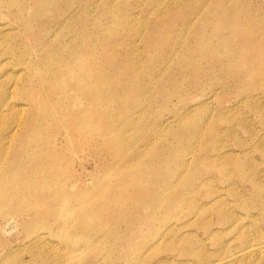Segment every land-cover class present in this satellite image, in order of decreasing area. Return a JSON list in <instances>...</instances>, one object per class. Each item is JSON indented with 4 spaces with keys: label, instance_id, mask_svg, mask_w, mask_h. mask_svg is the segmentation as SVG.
Wrapping results in <instances>:
<instances>
[{
    "label": "rangeland",
    "instance_id": "374dc122",
    "mask_svg": "<svg viewBox=\"0 0 264 264\" xmlns=\"http://www.w3.org/2000/svg\"><path fill=\"white\" fill-rule=\"evenodd\" d=\"M234 1L74 0L41 13L38 0H0L1 32L13 33L0 43V133H14L10 147L23 145V161L40 163L46 182L0 206V264H264V0ZM77 39L86 50L60 63L74 77L89 73L81 87L58 103L28 92V70L10 56L30 47L43 56L50 41L66 57ZM98 60L99 138L91 123L79 134L50 123L79 103L73 95L92 91ZM18 71L8 109L7 78ZM37 138L47 145L34 146ZM59 179L76 183L71 204L87 190L86 221L71 234L48 203L62 200Z\"/></svg>",
    "mask_w": 264,
    "mask_h": 264
},
{
    "label": "bare ground",
    "instance_id": "6f19581e",
    "mask_svg": "<svg viewBox=\"0 0 264 264\" xmlns=\"http://www.w3.org/2000/svg\"><path fill=\"white\" fill-rule=\"evenodd\" d=\"M73 1L74 0H48L47 3L42 4L43 0H38L37 8L40 10L41 13H42V6L43 5H45L47 9H55V10H58L60 7L63 8L62 7L63 4H66L67 6L70 5V7H71V5L73 4ZM239 1L240 0H238V2ZM233 2H235V1L233 0ZM227 3H225V5ZM219 4H218V9H219ZM240 4L242 5V2H240ZM211 7H213V6H211ZM238 7H239V5H238ZM208 10H210V9H208ZM208 10H206V12ZM226 10L228 11V9H226ZM232 11H233V9H232ZM216 12H218L217 11V8H216ZM229 12H230V10H229ZM227 14H228V12H227ZM205 15H206V13H205ZM205 15H203V16L205 17ZM238 17H239V14H238ZM201 18H200V20H201ZM233 19H234V17H233ZM226 20H227V17H226ZM252 23H253V21H252ZM66 24H68V22H66ZM74 24H76V26L79 29V32L81 34L85 33L88 30V26L86 24V19H84L81 16V14L79 15L78 20L74 22ZM4 28H5L4 24H0V43L1 44H2L3 41H8L13 36V33L12 32H7V33L6 32H1V31H4ZM194 31H196V30H194ZM216 37H217V35H216ZM247 37H249V34L247 35ZM184 38H185V36H184ZM242 38L239 39V40L242 41ZM200 40H201V38H200ZM200 40H198V41H200ZM241 41H240V43H241ZM38 42L39 41L36 40V44ZM194 43H197L198 44V42H194ZM211 46H212V44H211ZM62 47H63V45H61V44H54V43H51L50 41H47L45 43H42L40 45V47H39V48H43V49H48L47 52L43 56H40L37 53V50H35L33 47L27 48L26 51L21 52L16 57L14 55L10 56V62L11 61L12 62L15 61V62H18V63H22L23 65L26 66V68L28 70V74H27V77L25 79V84H26L27 91L30 92V91H32V89H34V87H37L38 89L42 90L43 93H45V95L51 97L52 98L51 100L54 103L60 102V101L56 100L58 97H63L65 100H67L69 98L68 94H66L67 89L68 88H73V89L76 90V88H80L81 85H82V83H83V81H84V79H86L89 76V73L86 74L85 72H82V73H80V74H78L77 76L74 77L73 76L74 73H70L60 63V61H62L64 63H67L69 61V59L71 57H73V55L75 53H77L79 50H86V47L83 44V42H80L77 39L75 41L74 45L71 47V49H70V51H69V53H68V55L66 57H61L60 56V52L62 50ZM217 48H218V46H217ZM2 49H3V47H2ZM239 49H240V47H239ZM224 50H225V52H227L226 49H224ZM214 51L215 50L213 49V52ZM3 53H4V51L0 50V54H3ZM204 53H207V51L206 52L204 51ZM224 54L225 53H223L222 56ZM227 54L228 53H226V55ZM211 58H212V56H211ZM238 60H240V59L238 58ZM202 61H203V58H202ZM98 62H99V60L98 61H95V64L97 66V69H95L93 71V75H94V77L96 79L94 80V85H93L92 91L91 92L82 91V92H80L77 95H73V98L78 99L77 102H79V103L76 104L74 102L75 104L73 105V107L71 109H67L68 108L67 107L66 108L67 110H65V111H63V112H61L59 114V118H56V119L52 120L50 123L53 122V124H59L60 127L66 129V130H69L71 133H74V134L83 133L84 130L86 129L85 128V124L86 123H91L92 127L95 128L96 130H98L97 137L99 138V135H100V132H101V126H102V123H103V115H102V106H103V101H102L103 99H102V97H103V94H102V87H101V84H100V79H101L102 76L100 77V73H99V68L100 67H98L99 66ZM254 62L255 61L253 60L252 63H254ZM7 64H9V62ZM197 64H199V63H197ZM254 65H255V63H254ZM191 66H192V64H191ZM238 66L240 67L241 65L239 64ZM38 67L41 68V71L38 72V73H35L36 72V69H38ZM195 67H196V64H195ZM196 68H198V67H196ZM251 68H249V69H251ZM209 69H211V67ZM229 70H228V72H229ZM202 71H203V68H202ZM250 71H252V69ZM221 72L222 71H220V73ZM12 73H13V75L10 74L9 75V78H7L9 83H10V81H13L12 84L10 83L11 86H12V89L9 91V98H8V100H10V101H8L5 104V106L6 105L8 106V109H12V107L14 105L16 106V104H13L12 103L13 102L12 101L13 100L12 97H15V95H16L15 94V91H14V89H15L14 84H16L17 82H19V80L24 77L23 76V71L12 72ZM183 73H185V72H183ZM200 73H202V72H200ZM257 73H258V71H257ZM153 76H151V77H153ZM28 77H29V80H28ZM33 77L37 78V80H35L33 82H30V81H32ZM50 77L51 78L61 79L62 80V83L58 85L56 83V81H52L50 79ZM45 78H47V79H45ZM246 78L249 79L250 77L249 76L247 77V75H246ZM52 88H57L58 91H59V93L54 92ZM137 90H138L137 92H132L131 93L136 98L139 97L144 92V87L138 88V86H137ZM2 93L3 92H0V98L3 97V95H1ZM129 96H131V95L129 94L127 97H129ZM46 100H48V99H46ZM140 101H141V98H140ZM68 102H71V101H68ZM78 104H84V107L83 108H80V106ZM3 107L4 106H0V113L3 112V109H2ZM192 107H194V106H192ZM35 114L38 115V116H40L37 113H35ZM211 116H212V114H211ZM20 123L24 127L27 126V120L25 118H22L21 121H20ZM194 126H197V125L194 124ZM199 127H201V126L199 125ZM211 133L212 132H210V134ZM6 134L5 133H0V140L3 141V142L0 141V206H3V207L8 206V205L10 206L12 204V202H14L17 199L18 200L23 199L22 202L27 201L28 200V194H29V196L31 198L37 190H40L41 188H43L46 185V182L43 181V180H41L43 178V176H45L44 173L42 172V170H43L42 165L40 163H35L33 165H29L27 162L23 161V159H22V155L24 154V147H23V145H17V146L14 147V149L11 148L10 145H9V141L12 138V136H13L14 133H10V134L6 133ZM189 135H188V138H189ZM191 140H193V139H191ZM38 143L40 145H42V144H46L47 145V143H45V141H43L42 139H39V138H37V140L35 141L34 146H37ZM24 145H25V147L32 149L31 142L25 143ZM50 151H51V149H50ZM50 151H47L45 155H48V153ZM50 158H51V161H52V164H53V162L57 159V155L54 154V153H51L50 154ZM189 158H190V156H189ZM191 159H192V157H191ZM236 166H238V165H236ZM237 168H239V167H237ZM57 175H59V172H56V175L55 176H57ZM46 176H47V174H46ZM29 177H32L33 179H31ZM58 181H59L58 182V186L60 187L58 193L61 194V195H59V198H61L62 200L55 203L54 202V197L56 196V194H52L54 196L53 197L50 196V198L48 199V203H51L56 208L53 211H55L54 214H55V216H57L59 218V221L60 220L65 221V223L63 224V227L59 224V226L62 227L61 228V231H62L63 228L67 227L66 233H63V234H71V232H72L71 230L72 229L77 228L79 225H83L84 222L86 221L85 220V218L87 216V212L85 210L86 201H84V200H85V196L87 194V190H81L79 192V196L77 198V201L74 204H71L70 203V196H71L70 189L72 187H74L76 185V183L75 182H72V183L69 182L70 184L67 185V183L64 184L65 182L62 179H59ZM201 183H203V182H201ZM77 188L78 189H81L82 186H79ZM25 190L27 191L28 194H26L25 192H23ZM134 190H135V188H134ZM137 192H138V190H136V193ZM139 192H141V190ZM8 193H14V196L13 197L4 196L5 194H8ZM20 194H21V196H20ZM192 208L193 207H191V209ZM2 211H3V209H2ZM195 214H194V216H195ZM189 219H190V217H189ZM189 219H186V220H189ZM68 221H70L71 224H68ZM178 225H176V226L178 227ZM38 237H42V236H37V238ZM78 250H79V248H75V250L73 251V253L75 251H78ZM73 253H72V250H71L70 255H73ZM240 254L242 255V253H240ZM240 254H238V255H240ZM233 257L231 258V261L233 260ZM63 261H64V259H63ZM231 261H230V263H232ZM227 263H228V261H227ZM62 264H64V263H62Z\"/></svg>",
    "mask_w": 264,
    "mask_h": 264
}]
</instances>
